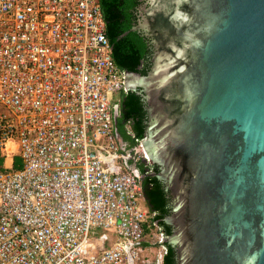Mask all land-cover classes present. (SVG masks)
<instances>
[{"label": "built area", "instance_id": "built-area-1", "mask_svg": "<svg viewBox=\"0 0 264 264\" xmlns=\"http://www.w3.org/2000/svg\"><path fill=\"white\" fill-rule=\"evenodd\" d=\"M121 71L100 0H0V264L163 263L168 235L115 135Z\"/></svg>", "mask_w": 264, "mask_h": 264}, {"label": "water", "instance_id": "water-1", "mask_svg": "<svg viewBox=\"0 0 264 264\" xmlns=\"http://www.w3.org/2000/svg\"><path fill=\"white\" fill-rule=\"evenodd\" d=\"M144 8L152 65L146 75L124 70V85L143 94L141 142L171 194L164 219L173 230L162 243L176 264H264V0ZM116 117L125 161L151 173L118 136Z\"/></svg>", "mask_w": 264, "mask_h": 264}, {"label": "trees", "instance_id": "trees-1", "mask_svg": "<svg viewBox=\"0 0 264 264\" xmlns=\"http://www.w3.org/2000/svg\"><path fill=\"white\" fill-rule=\"evenodd\" d=\"M137 0H100L102 13L106 23V34L112 45V55L117 66L128 72H139L146 75L151 68L153 51L149 47L148 38L136 26L133 7ZM127 31L125 34L123 32ZM145 99L140 88L121 92L119 115L116 117V132L127 147L136 143V138L146 136L148 114ZM129 126V128L127 127ZM20 160H13V167H19ZM139 169L142 177V188L148 210L154 212V219L162 230L170 235L172 225L165 221L171 211V194L164 180L158 177L159 165L153 163L152 172L145 173L142 164ZM167 250L162 264H176L175 250L166 241Z\"/></svg>", "mask_w": 264, "mask_h": 264}, {"label": "rangeland", "instance_id": "rangeland-1", "mask_svg": "<svg viewBox=\"0 0 264 264\" xmlns=\"http://www.w3.org/2000/svg\"><path fill=\"white\" fill-rule=\"evenodd\" d=\"M120 95H121V92H118V93L114 94L113 97H114L115 99H117V98L120 97ZM9 146H10V151L7 153L6 164L11 163V161H12L13 159H15V160H19V157H18V156H14V155H13V153L15 154V150H14V146H13V144L10 143ZM151 163H152V162H151ZM152 165H153V163H152ZM139 202H140V205H141L145 210L148 209V208H147V204H146L145 199L140 198V199H139ZM100 234H102V235L104 234V235H107V236L112 237L109 231H105V230H101V229H96V230L93 229V232L91 233V237H92V236H98V235H100ZM97 240H98V239H97ZM100 244H101V243H100ZM157 250H158V246H157V245H151L150 247H148V248L145 250V253H144V254H145V256H147L148 258H150V259H154L155 256H156V252H157Z\"/></svg>", "mask_w": 264, "mask_h": 264}, {"label": "flooded vegetation", "instance_id": "flooded-vegetation-1", "mask_svg": "<svg viewBox=\"0 0 264 264\" xmlns=\"http://www.w3.org/2000/svg\"><path fill=\"white\" fill-rule=\"evenodd\" d=\"M144 6L145 7L148 6V0H137L135 6L133 7V12L135 15V20H136V27L138 26L139 27L138 30H140L141 33L148 38L149 47L154 52L155 48H154V44L152 41V36L149 35V32L146 29H144L142 26V23L144 22L145 17H146ZM151 60H152V57H151ZM144 199H145V196H144Z\"/></svg>", "mask_w": 264, "mask_h": 264}, {"label": "bare ground", "instance_id": "bare-ground-1", "mask_svg": "<svg viewBox=\"0 0 264 264\" xmlns=\"http://www.w3.org/2000/svg\"><path fill=\"white\" fill-rule=\"evenodd\" d=\"M97 239L95 240V245L101 246V244H100L101 243V239L99 237H97ZM91 247H92V244L89 245V248H91Z\"/></svg>", "mask_w": 264, "mask_h": 264}, {"label": "crops", "instance_id": "crops-1", "mask_svg": "<svg viewBox=\"0 0 264 264\" xmlns=\"http://www.w3.org/2000/svg\"><path fill=\"white\" fill-rule=\"evenodd\" d=\"M119 112H120V109H119V106L118 108L116 109L115 113H117V116L119 115ZM129 128V126H127Z\"/></svg>", "mask_w": 264, "mask_h": 264}]
</instances>
